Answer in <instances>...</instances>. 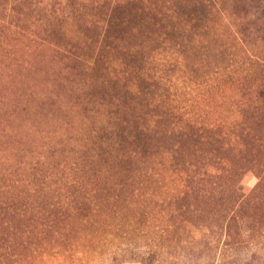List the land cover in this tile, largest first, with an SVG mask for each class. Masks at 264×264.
<instances>
[{
  "label": "rangeland",
  "instance_id": "1",
  "mask_svg": "<svg viewBox=\"0 0 264 264\" xmlns=\"http://www.w3.org/2000/svg\"><path fill=\"white\" fill-rule=\"evenodd\" d=\"M126 3L0 0V264H264V0Z\"/></svg>",
  "mask_w": 264,
  "mask_h": 264
},
{
  "label": "trees",
  "instance_id": "2",
  "mask_svg": "<svg viewBox=\"0 0 264 264\" xmlns=\"http://www.w3.org/2000/svg\"><path fill=\"white\" fill-rule=\"evenodd\" d=\"M131 2L132 3L136 2L138 4V8H141V6H139L140 4L138 3L140 2V0H127L126 4H129ZM99 11L102 13H105V15H108L109 17L108 24L110 27H121V25H123L125 21V18H123V15H122L123 13H125V10L119 8L118 11H116V8L114 7L112 8L110 5H107L106 1L100 4Z\"/></svg>",
  "mask_w": 264,
  "mask_h": 264
}]
</instances>
